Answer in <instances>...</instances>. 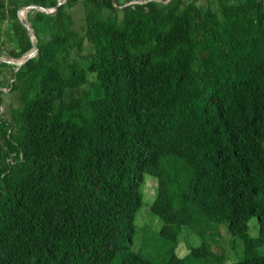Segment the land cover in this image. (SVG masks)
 Masks as SVG:
<instances>
[{
  "label": "trees",
  "instance_id": "1",
  "mask_svg": "<svg viewBox=\"0 0 264 264\" xmlns=\"http://www.w3.org/2000/svg\"><path fill=\"white\" fill-rule=\"evenodd\" d=\"M59 1L0 0V59ZM38 8V53L0 61V264H225L228 235L264 264V0ZM145 174L158 255L134 246Z\"/></svg>",
  "mask_w": 264,
  "mask_h": 264
},
{
  "label": "rangeland",
  "instance_id": "2",
  "mask_svg": "<svg viewBox=\"0 0 264 264\" xmlns=\"http://www.w3.org/2000/svg\"><path fill=\"white\" fill-rule=\"evenodd\" d=\"M206 0H201V2H205ZM73 15L77 21V24L80 25L82 18L84 17V10L82 5L76 6L73 10ZM27 13L28 12H22L21 16L23 18H27ZM3 59L10 61V64H14L11 62H20L22 59H13L9 57H3ZM1 60V59H0ZM15 65V64H14ZM7 76H10L12 70L11 68L5 69L4 70ZM9 94L5 93L4 95V105L8 106L9 104ZM144 183L142 185V193L144 195V201H143V206L141 210L138 212L137 217H136V226H137V233L135 236V243H138L137 239L142 240V236L145 235L147 236V241L145 244V247L143 249V253L147 254L148 252H151L153 255H158V251L161 250V254L164 253V247H161L160 244L161 242L158 241V239H153V236L155 234L157 235V232L159 231L161 227V223L159 222L158 218L154 217L152 214L149 213V207L152 204V202L155 200L156 195H157V190H158V181L151 175L145 174L144 176ZM154 226V227H153ZM250 233L252 235H257L258 234V229L256 226V219H252L250 221ZM190 230L187 227H184L181 230L180 234V240L181 241V246L179 247V251L182 252V254H186L187 251V246H198L201 244L200 238L194 235H190ZM229 236V235H228ZM228 236H225L223 247L226 250L227 254L230 256V258L227 260L225 264H232L234 261L239 260L243 256V248L241 244V239L239 238H230ZM144 238V236H143ZM156 260V258H155Z\"/></svg>",
  "mask_w": 264,
  "mask_h": 264
},
{
  "label": "water",
  "instance_id": "3",
  "mask_svg": "<svg viewBox=\"0 0 264 264\" xmlns=\"http://www.w3.org/2000/svg\"><path fill=\"white\" fill-rule=\"evenodd\" d=\"M66 1H67V0H60V1L58 2L57 6L55 7L54 10L41 9V8H38V7L34 6V5H30V6H28V7H25L22 11H24V12H28L29 10H31V9H33V8H38V10H41V11H43V12H46V13H52V12L55 11L60 5L64 4ZM114 1H115V0H114ZM22 11H21V12H22ZM21 12H19V18H20L21 22H22V23L25 25V27L27 28L28 33L30 34V36H31V38H32V40H33V43H34L35 48H34V51H33L31 54L27 55V56H26L21 62H11V63H14L15 65H18V66L22 65L23 62H25L27 59H29V58L35 56V55L38 53L37 38H36V35H35V33H34V30H33V28L30 26V24L27 22V20L21 16ZM0 61H1V62H9V63H10V61L5 60V59H1Z\"/></svg>",
  "mask_w": 264,
  "mask_h": 264
},
{
  "label": "clouds",
  "instance_id": "4",
  "mask_svg": "<svg viewBox=\"0 0 264 264\" xmlns=\"http://www.w3.org/2000/svg\"><path fill=\"white\" fill-rule=\"evenodd\" d=\"M21 62V61H20Z\"/></svg>",
  "mask_w": 264,
  "mask_h": 264
}]
</instances>
